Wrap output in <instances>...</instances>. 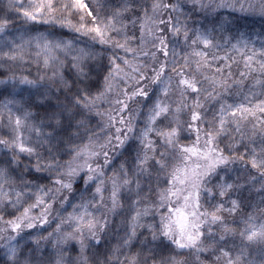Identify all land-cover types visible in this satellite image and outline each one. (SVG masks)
<instances>
[{
  "label": "snow or ice",
  "instance_id": "obj_1",
  "mask_svg": "<svg viewBox=\"0 0 264 264\" xmlns=\"http://www.w3.org/2000/svg\"><path fill=\"white\" fill-rule=\"evenodd\" d=\"M0 264H264V0H0Z\"/></svg>",
  "mask_w": 264,
  "mask_h": 264
},
{
  "label": "trees",
  "instance_id": "obj_2",
  "mask_svg": "<svg viewBox=\"0 0 264 264\" xmlns=\"http://www.w3.org/2000/svg\"><path fill=\"white\" fill-rule=\"evenodd\" d=\"M86 2H87V0H86ZM221 11H222V14L223 15H227L228 12H230L231 10H221ZM235 15L240 16L242 14L241 13H236ZM241 23H243V21H241ZM224 54H225L224 51H221V52L218 53V55H221V56L224 55ZM228 54L229 55H235L234 53H231L230 51H229ZM237 59H239V57H237ZM220 63H222V62H220ZM242 67H243L242 63L239 66H237V65L234 64L233 67H232V70H233L234 73H238V71L240 69H242ZM186 71L189 72L190 74H196L195 73V65H192L190 68L186 69ZM33 74H35V66H33ZM197 78L199 79L200 77L197 75ZM93 123H95V121H93Z\"/></svg>",
  "mask_w": 264,
  "mask_h": 264
},
{
  "label": "rangeland",
  "instance_id": "obj_3",
  "mask_svg": "<svg viewBox=\"0 0 264 264\" xmlns=\"http://www.w3.org/2000/svg\"><path fill=\"white\" fill-rule=\"evenodd\" d=\"M105 107H107V105H105Z\"/></svg>",
  "mask_w": 264,
  "mask_h": 264
}]
</instances>
